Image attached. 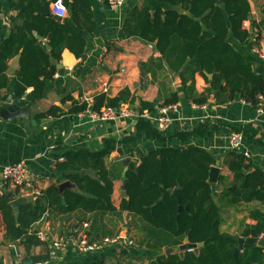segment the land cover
I'll return each mask as SVG.
<instances>
[{"label":"trees","instance_id":"1","mask_svg":"<svg viewBox=\"0 0 264 264\" xmlns=\"http://www.w3.org/2000/svg\"><path fill=\"white\" fill-rule=\"evenodd\" d=\"M54 1L10 0L11 6L19 10L17 17H23L24 20L21 24H15L10 34L0 41V90L7 86L8 63L19 51L14 85L16 96H21L28 87H32L37 96L42 94L46 81L56 71L55 65L49 62L50 56L58 60L64 48L76 57L82 55L85 39L75 27L88 32L94 30L90 1L61 0L69 14V19L62 22L48 15L49 5ZM159 1L171 8L161 10L155 7L153 17L148 6L133 8V22H125L113 37L122 39L135 36L154 44L161 54L157 63L159 67H163V58L173 70H181L183 74L187 71L189 77H193L194 72H201L199 67L202 66L208 73H213V78L207 82L216 90L218 103L242 99L254 107L264 106V75L256 73L252 62L226 41L231 34L242 43L252 44L249 41L250 33L243 26L250 14L248 0H223V8L220 7V0ZM256 28L254 42L259 47L264 33V9ZM34 31L42 38H47L51 46L50 53L42 41L33 35ZM145 67L141 63V68ZM222 75L225 77L224 84L219 90ZM184 95L197 104L206 103L207 100L204 93L194 96L192 85L185 88ZM134 98L128 89H122L112 98L105 94L97 95L93 105L86 101L75 104L68 112L96 111L103 106L118 108L123 103L135 107ZM179 98L176 92L171 91L159 106L175 104ZM140 104L141 112L155 109L151 102L141 100ZM58 110V107L53 106L39 116L55 114ZM134 126L135 134L123 137L122 142H132L142 136L161 143L167 140L165 133L157 130L147 118L139 116ZM216 128V124L204 122L194 132L208 134ZM226 131L247 133L235 126L228 127ZM190 136V132L181 130L173 132L169 138L184 142ZM114 144L115 139L105 138L103 147L97 151L69 148L56 167L67 172V179L75 188H66L60 193L58 184L49 185L40 191L34 202L19 207V225L14 219L6 191L1 192L0 231L3 240H19L28 248L44 247L42 253L31 257L33 262H44L49 259L47 242L39 237V231L33 225L42 221L47 212L64 215L75 210L91 213L128 211L146 224L140 243L143 242L147 247L159 250L177 248L186 237L189 243L194 244L193 251L185 249L181 255L179 251L162 253L148 264H264V248L256 245H244L234 257L237 238L220 230L221 205L214 202L216 195L212 194L208 182L210 167L215 163L209 150L195 145L163 146L149 150L138 163L130 162L124 170L123 176L129 179L125 186L127 198H122L119 208H116L111 201L113 180L117 178L114 174L116 168L106 164ZM246 159L243 153H225L223 163L232 172L233 181L220 193L218 200L222 204L259 201L264 205V170H249ZM87 168L94 171V177L80 174L81 169ZM217 181L222 183L224 177L219 174ZM174 189L179 201L173 193ZM42 198L46 199V205L41 201ZM255 216L257 224L246 227L242 232L245 238L264 235V213L257 210ZM198 243L202 245L197 247Z\"/></svg>","mask_w":264,"mask_h":264},{"label":"crops","instance_id":"2","mask_svg":"<svg viewBox=\"0 0 264 264\" xmlns=\"http://www.w3.org/2000/svg\"><path fill=\"white\" fill-rule=\"evenodd\" d=\"M89 1L93 10L94 30L88 32L75 27L85 39L82 55L76 57L64 48L60 52V58L55 59L53 65L56 71L52 78L46 81L40 96L33 92L32 87H28L21 96L15 95L16 72L14 75L9 74L8 63L6 70L8 82L7 86L0 90V103H6L11 95V101L19 107L29 106V117L35 120V125L30 132L24 126L22 119L11 121L0 119L1 164L9 161H25L33 187L40 192L53 183L59 185L68 180L67 172L58 170L56 164L63 160V155L69 148L97 151L103 147L105 138L115 139L113 150L106 158V164L110 168H116L114 174L117 178L113 180L111 201L116 208H119L121 199L125 198L121 195V180L125 178L123 172L130 162L138 163L149 150L163 146L195 145L209 150L216 156L219 174L224 177L222 183H218L217 180L215 183V195L219 199L222 189L233 181V174L223 163V159L226 152L232 151L229 135L233 132H227L226 129L235 126L243 128L247 133L239 132L241 147L238 151H233L246 154L249 170H264V109L259 111L258 106L254 107L242 99L224 104L218 103L216 90L207 82L213 78V73L203 69L200 70L201 72H194L193 77H189L187 71L183 74L181 70L175 71L170 67L173 70V74H170L164 65L165 59H161L163 67L157 65L161 54L155 49L154 44L135 36L122 39L113 37L125 22H133L131 17L133 8L148 6L153 17L155 7L165 10L171 8L169 5L159 0H126L122 7L111 8L106 4V0ZM248 2L251 18L249 19L248 16L243 26L250 33L249 41H252V44L242 43L231 34L227 36L226 41L252 62L256 73L264 75V60L256 51V48L264 51V33L259 47L254 42L256 23L262 16L264 0H248ZM17 15L19 10L11 6L10 0H0V41L10 34L15 24L23 22L24 18ZM48 15L55 17L50 9ZM56 18L61 22L67 21L68 10L64 17ZM42 39L47 40V38ZM141 63L146 65L144 69L141 68ZM203 71L211 74L212 77L208 78ZM223 84L224 81L222 83L221 80L219 90L222 89ZM191 85L194 88V96L202 93L207 96L206 103H193L185 97V88ZM122 89H128L135 96V107L123 103L124 107L139 111L141 100L151 102L155 106L154 111L143 110V112L152 117H156L159 105L169 97L171 91L178 94L179 100L172 104L169 110L171 124L166 130L161 131L167 136L165 142L161 143L144 136L132 142H122L123 137L135 134L134 125L137 115L99 121L90 116V111H94L92 109L80 113L68 112L73 105H79L84 101L95 104V97L100 94H105L109 98L115 97ZM137 92H141L142 95L137 97ZM53 106L59 108L55 114L39 116ZM204 122L216 124L217 128L208 134L194 132ZM153 125L156 127L155 124ZM181 130L191 133L186 141L169 138L173 132ZM219 203L222 209L220 230L235 238L244 237L243 230L257 224L258 220L255 216L257 210L264 213L262 210L264 205L259 201L231 205ZM84 223H88L87 236L93 242L100 243L105 236H119L120 239L95 250L81 251L77 248L72 230ZM145 227L146 224L138 216L128 211L91 213L75 210L64 215L47 212L44 219L35 223L33 228H36L41 239L47 242L48 251L50 243L59 237L64 236L66 246L59 250L53 259L33 262L31 257L42 253L44 247L28 248L19 240L5 241L0 231V264H28L29 261H32V264H91L96 261H102L103 264H148L157 255L165 253L166 249H153L143 242L140 243ZM130 241L133 245L129 244Z\"/></svg>","mask_w":264,"mask_h":264},{"label":"built area","instance_id":"3","mask_svg":"<svg viewBox=\"0 0 264 264\" xmlns=\"http://www.w3.org/2000/svg\"><path fill=\"white\" fill-rule=\"evenodd\" d=\"M126 0H106V4L111 8H120L125 4ZM66 7L61 0H56L50 5V12L55 17H64L66 14ZM257 54L264 60V51L257 49ZM172 105H166L159 107L156 117L150 116L146 112L135 111L128 107H112L103 106L99 110L90 111V116L99 121L115 120L117 118L133 117L137 115L149 119L155 128L160 131L166 130L170 124L172 118L169 116V110ZM259 111L264 109L263 105L257 107ZM229 145L231 150H239L241 147V138L239 133H231L229 135ZM245 154V153H243ZM246 155V154H245ZM3 191H11L16 196H32L34 199L40 194L39 190L33 187L32 181L29 177L28 166L25 161H9L6 163H0V193ZM88 223L82 224L80 227H75L72 230V234L75 237L77 248L81 251H91L102 247L105 244L114 243L120 239L119 236H105L100 243L89 240L87 236ZM41 238V235L39 234ZM129 244L133 245L130 241ZM66 246V240L63 237H59L50 243L49 259L56 257L57 252ZM187 251L195 250V247L186 248Z\"/></svg>","mask_w":264,"mask_h":264},{"label":"water","instance_id":"4","mask_svg":"<svg viewBox=\"0 0 264 264\" xmlns=\"http://www.w3.org/2000/svg\"><path fill=\"white\" fill-rule=\"evenodd\" d=\"M222 2H223V0L219 1L220 7L223 8L224 4ZM250 18H251V16H249V19ZM203 29H205V27ZM34 35H35V37L37 39L43 41V44L45 45L47 51L50 53L51 46L47 42V40L42 39L41 35H39L37 32H34ZM19 59H20V54L18 53L9 62V70H8V72H9L10 75H14L15 74L16 69L18 68V65H19ZM49 62L51 64H54L56 61H55V59L53 57L50 56L49 57ZM164 65L167 67L169 73L173 74V70L169 67V65H168V63L166 61H164ZM56 66H59V65L56 64ZM200 70L201 71L203 70L202 66H200ZM215 71H216V69H215ZM203 73L208 78L212 77L211 74H208L205 71H203ZM224 78H225L224 75H222V83L224 81ZM148 83H149V81H148ZM220 88H221V86H220ZM141 95H142L141 92H137V97H140ZM11 100H12V97L10 95L9 99L7 100L6 103H0V119H3L5 121H11L13 119H16V120L22 119L23 120V124L26 127V129H28L30 132H32V127L35 125V120L31 119L29 117V114H30L29 106L19 107L16 103H13V101H11ZM136 104L138 105V100H136ZM138 110L141 112L142 108L139 106ZM213 157L215 158V164L210 167L209 175H208V182H209V186H210L212 194L215 195L216 194L215 183H216V180H217V177H218L220 169L218 167V162L216 160V156L213 155ZM123 163H125V160L123 161ZM80 174L81 175H85L86 174V175H89V176H92V177L95 176L94 171L92 169H90V168L80 170ZM128 182H129L128 178H123L121 180V189H122L121 195L123 197H125V198L127 197L125 186H126V184ZM74 187L75 186L69 180L61 182L58 185L60 193H62L65 188H74ZM173 193L176 196V199L179 201V197L177 195L176 189L173 190ZM6 195H7L8 199H9V204H10V206L12 208L14 219H15L17 225H19V222H18L19 207L21 205L25 204V203H28V202L32 203V202H34L35 199L32 196H16L15 193H13L11 191H7ZM213 200H214V202L217 205H220L219 200H218V198L216 196L213 198ZM42 202H43L44 205H46V199L45 198H42ZM181 207L182 206L179 205V209H181ZM262 210L264 211V209H262ZM236 241H237V246L234 248V252H233L234 257L237 256L238 252L240 251V249L244 245H256V246L264 248V236H262V237H247V238L239 237V238L236 239ZM201 245H202V243H198L197 247H199ZM189 247H194V244L189 243L188 242V238L186 237L183 244L179 245L177 248H175V247L167 248L165 250V253L168 254V253L179 251V253L181 255L182 252L186 248H189ZM28 264H32V261H29Z\"/></svg>","mask_w":264,"mask_h":264},{"label":"rangeland","instance_id":"5","mask_svg":"<svg viewBox=\"0 0 264 264\" xmlns=\"http://www.w3.org/2000/svg\"><path fill=\"white\" fill-rule=\"evenodd\" d=\"M117 234V233H116Z\"/></svg>","mask_w":264,"mask_h":264}]
</instances>
